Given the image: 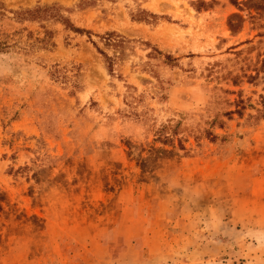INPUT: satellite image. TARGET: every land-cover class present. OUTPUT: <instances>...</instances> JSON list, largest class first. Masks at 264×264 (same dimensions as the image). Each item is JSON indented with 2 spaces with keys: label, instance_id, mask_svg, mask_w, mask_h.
<instances>
[{
  "label": "rangeland",
  "instance_id": "374dc122",
  "mask_svg": "<svg viewBox=\"0 0 264 264\" xmlns=\"http://www.w3.org/2000/svg\"><path fill=\"white\" fill-rule=\"evenodd\" d=\"M256 196L264 0H0V264L99 255L69 225L136 199L264 226Z\"/></svg>",
  "mask_w": 264,
  "mask_h": 264
},
{
  "label": "crops",
  "instance_id": "0c3cea01",
  "mask_svg": "<svg viewBox=\"0 0 264 264\" xmlns=\"http://www.w3.org/2000/svg\"><path fill=\"white\" fill-rule=\"evenodd\" d=\"M257 198L258 207L264 210V200ZM134 201L122 202L117 217L103 221L94 230L88 225H78L80 230L76 224L69 225L72 232L66 235L71 237L60 244L103 247L101 254L88 258L82 250L76 264H264L263 223L245 228L241 220L248 218L232 216L224 220L213 205L206 208L213 217L209 223L199 220L196 224L194 209L177 221L176 206ZM257 220L261 221L259 217Z\"/></svg>",
  "mask_w": 264,
  "mask_h": 264
},
{
  "label": "trees",
  "instance_id": "16d2710c",
  "mask_svg": "<svg viewBox=\"0 0 264 264\" xmlns=\"http://www.w3.org/2000/svg\"><path fill=\"white\" fill-rule=\"evenodd\" d=\"M52 7H50V6H44V7H35V8H33V9H28V10H26V12L32 17V18H38V17H40V15H41V13H44V12H47L48 10H50ZM57 19H59V20H61L63 23H65V24H68V20L65 18V17H63L62 15H59V14H57ZM71 29H73V30H75V31H77V32H82V31H85V30H83V29H81V28H79V27H76V26H73V25H71L70 24V26H69Z\"/></svg>",
  "mask_w": 264,
  "mask_h": 264
}]
</instances>
